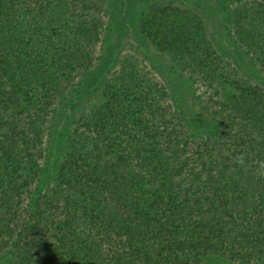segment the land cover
Returning <instances> with one entry per match:
<instances>
[{
    "label": "trees",
    "instance_id": "16d2710c",
    "mask_svg": "<svg viewBox=\"0 0 264 264\" xmlns=\"http://www.w3.org/2000/svg\"><path fill=\"white\" fill-rule=\"evenodd\" d=\"M103 5L0 0V264H206L209 254L264 264V83L241 75L188 11H147L139 31L188 78L213 128L189 129L128 53L37 188L51 116L97 59ZM227 20L264 76V0L237 2Z\"/></svg>",
    "mask_w": 264,
    "mask_h": 264
},
{
    "label": "rangeland",
    "instance_id": "374dc122",
    "mask_svg": "<svg viewBox=\"0 0 264 264\" xmlns=\"http://www.w3.org/2000/svg\"><path fill=\"white\" fill-rule=\"evenodd\" d=\"M108 10L103 15L102 34L96 43L97 59L87 76L81 80L73 95L67 97L63 106L51 116L46 135V151L42 161V173L37 188L50 184L67 143L66 135L82 112L101 101V88L107 77L118 68L120 60L133 53L150 67L158 80L167 87L175 108L183 123L198 132L213 128L208 118L199 113L188 96V78L171 68L168 56L156 49V43L139 31L140 17L155 8L167 10L177 8L196 14L200 18L216 50L248 80L264 83L251 54L235 38L228 24L229 9L243 0H103ZM102 8V7H101ZM95 80L97 90H91ZM206 264H242L217 254L205 256Z\"/></svg>",
    "mask_w": 264,
    "mask_h": 264
},
{
    "label": "clouds",
    "instance_id": "9594fccd",
    "mask_svg": "<svg viewBox=\"0 0 264 264\" xmlns=\"http://www.w3.org/2000/svg\"><path fill=\"white\" fill-rule=\"evenodd\" d=\"M238 160L242 161L243 160V157L242 156L241 157H238Z\"/></svg>",
    "mask_w": 264,
    "mask_h": 264
}]
</instances>
